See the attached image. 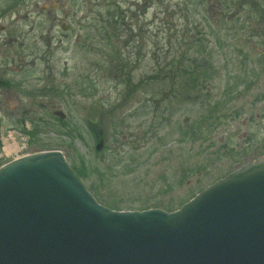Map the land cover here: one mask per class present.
<instances>
[{
	"label": "rangeland",
	"instance_id": "rangeland-1",
	"mask_svg": "<svg viewBox=\"0 0 264 264\" xmlns=\"http://www.w3.org/2000/svg\"><path fill=\"white\" fill-rule=\"evenodd\" d=\"M0 12V166L59 150L100 203L170 211L264 154V0Z\"/></svg>",
	"mask_w": 264,
	"mask_h": 264
},
{
	"label": "water",
	"instance_id": "water-1",
	"mask_svg": "<svg viewBox=\"0 0 264 264\" xmlns=\"http://www.w3.org/2000/svg\"><path fill=\"white\" fill-rule=\"evenodd\" d=\"M0 264H264V155L172 212L99 203L59 150L13 160Z\"/></svg>",
	"mask_w": 264,
	"mask_h": 264
},
{
	"label": "flooded vegetation",
	"instance_id": "flooded-vegetation-1",
	"mask_svg": "<svg viewBox=\"0 0 264 264\" xmlns=\"http://www.w3.org/2000/svg\"><path fill=\"white\" fill-rule=\"evenodd\" d=\"M12 6H10V8H14V7H17V5L15 4V5H13V4H11ZM9 7L7 8V9H10ZM3 14V12H0V16ZM1 19V18H0ZM7 30H8V28H5V27H3V26H0V32H7ZM9 42H11V44H17V43H19L18 42V39H15V40H7V39H5V40H3V39H1L0 38V46H4V45H6V43H9ZM10 44V43H9ZM7 86V84H6V81H3L2 79H0V86L2 87V86Z\"/></svg>",
	"mask_w": 264,
	"mask_h": 264
},
{
	"label": "trees",
	"instance_id": "trees-1",
	"mask_svg": "<svg viewBox=\"0 0 264 264\" xmlns=\"http://www.w3.org/2000/svg\"><path fill=\"white\" fill-rule=\"evenodd\" d=\"M79 174H80V172H78ZM85 174V173H84ZM81 175V174H80ZM82 177H83V175H81ZM112 206V205H111ZM113 208H116V207H114V206H112ZM150 208H162V206L161 205H154V206H147V207H144V208H142V210H145V209H150ZM118 210H122V209H118ZM166 210V209H165ZM171 211V210H170Z\"/></svg>",
	"mask_w": 264,
	"mask_h": 264
},
{
	"label": "bare ground",
	"instance_id": "bare-ground-1",
	"mask_svg": "<svg viewBox=\"0 0 264 264\" xmlns=\"http://www.w3.org/2000/svg\"><path fill=\"white\" fill-rule=\"evenodd\" d=\"M14 146H15V145H14ZM16 148H17V147L15 146V149H16ZM6 151H8V152H9V151H10V148H9V147H7Z\"/></svg>",
	"mask_w": 264,
	"mask_h": 264
}]
</instances>
